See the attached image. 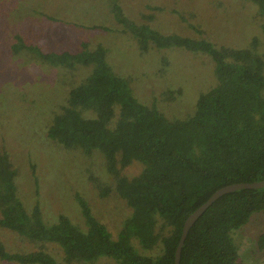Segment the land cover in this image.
<instances>
[{
    "label": "trees",
    "instance_id": "trees-1",
    "mask_svg": "<svg viewBox=\"0 0 264 264\" xmlns=\"http://www.w3.org/2000/svg\"><path fill=\"white\" fill-rule=\"evenodd\" d=\"M250 1L264 16V0ZM112 10L124 25L123 32L131 33L144 51L153 42L159 48L184 47L210 55L218 84L201 94L193 115L170 119L155 105L136 98L127 78L115 73L108 62L107 48L53 52L31 46L52 65L71 69L93 65L92 74L71 91L67 104L53 116L48 135L66 148H82L88 154L102 151L116 191L133 213L115 239L78 195L86 231L63 214L57 223L47 225L38 203L31 211L24 206L17 194V170L9 155L1 152L0 226L33 241L57 242L67 263L109 256L117 264H175L183 225L192 212L225 185L264 179V54L257 51V40L248 48H218L204 38L164 34L138 24L116 2ZM88 111L96 115L86 116ZM136 160L143 164L141 173L131 178L123 175ZM96 186L102 196L111 190L98 182ZM261 210L264 187L221 196L189 231L180 264L236 263L240 254L232 232ZM135 240L150 255L137 252ZM0 258L23 264H65L42 249L10 252L1 241Z\"/></svg>",
    "mask_w": 264,
    "mask_h": 264
},
{
    "label": "rangeland",
    "instance_id": "rangeland-1",
    "mask_svg": "<svg viewBox=\"0 0 264 264\" xmlns=\"http://www.w3.org/2000/svg\"><path fill=\"white\" fill-rule=\"evenodd\" d=\"M115 2L129 19L164 34L204 38L218 48H248L257 40L260 54L264 16L250 0H0V153L6 152L17 170V194L28 211L39 204L47 225L63 214L86 231L80 195L118 239L133 209L116 191L104 153L66 148L48 135L53 116L92 74L93 65H52L30 47L53 52L107 48L108 62L127 78L136 98L170 119L193 115L199 97L218 84V76L207 53L159 48L153 42L144 51L131 33L123 32L112 10ZM142 170L136 160L122 174L131 178ZM96 182L103 189L110 187L109 194L102 196ZM232 236L240 254L234 264H264V210ZM0 241L10 252L42 249L65 264H117L109 256L67 263L57 242L33 241L1 226ZM132 244L137 252L150 255L137 240ZM0 264L23 263L0 258Z\"/></svg>",
    "mask_w": 264,
    "mask_h": 264
},
{
    "label": "water",
    "instance_id": "water-1",
    "mask_svg": "<svg viewBox=\"0 0 264 264\" xmlns=\"http://www.w3.org/2000/svg\"><path fill=\"white\" fill-rule=\"evenodd\" d=\"M264 187V179L259 181H253V182H236L231 183L228 185H225L221 188H219L217 191H215L206 202H204L200 207H198L194 212H192L188 218L185 220L183 225V230L181 234V238L179 240L176 254H175V264H180L181 256H182V249L185 243V240L189 234V231L193 227V225L196 223V221L205 213V211L221 196L234 192L236 190L241 189H257V188H263Z\"/></svg>",
    "mask_w": 264,
    "mask_h": 264
}]
</instances>
